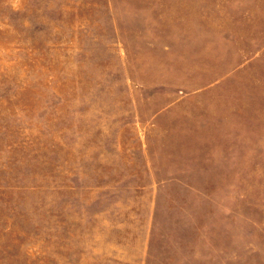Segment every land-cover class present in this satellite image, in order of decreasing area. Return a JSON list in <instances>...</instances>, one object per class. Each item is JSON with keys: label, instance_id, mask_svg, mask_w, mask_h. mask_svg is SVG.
I'll use <instances>...</instances> for the list:
<instances>
[{"label": "rangeland", "instance_id": "rangeland-1", "mask_svg": "<svg viewBox=\"0 0 264 264\" xmlns=\"http://www.w3.org/2000/svg\"><path fill=\"white\" fill-rule=\"evenodd\" d=\"M0 264H264V0H0Z\"/></svg>", "mask_w": 264, "mask_h": 264}]
</instances>
